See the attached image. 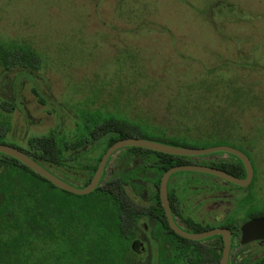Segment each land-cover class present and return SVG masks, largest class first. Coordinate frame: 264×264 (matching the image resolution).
I'll use <instances>...</instances> for the list:
<instances>
[{"label": "rangeland", "instance_id": "374dc122", "mask_svg": "<svg viewBox=\"0 0 264 264\" xmlns=\"http://www.w3.org/2000/svg\"><path fill=\"white\" fill-rule=\"evenodd\" d=\"M14 43L39 54L42 79L36 84L51 96L49 104L61 105L58 112L40 105L32 80L25 79L24 111L0 110L16 140L60 125L71 138L81 111L157 125L173 116L191 136L218 128L232 142L214 141L212 147L236 149L240 143L252 150L245 151L257 170L251 188L264 207V0H0V44ZM233 89L246 103L230 105ZM215 118L220 124L209 122ZM171 179L212 185L186 172ZM184 191L192 196L191 189ZM73 212L76 238L96 241L92 224L87 237L81 234L84 220L74 227L81 212Z\"/></svg>", "mask_w": 264, "mask_h": 264}, {"label": "trees", "instance_id": "16d2710c", "mask_svg": "<svg viewBox=\"0 0 264 264\" xmlns=\"http://www.w3.org/2000/svg\"><path fill=\"white\" fill-rule=\"evenodd\" d=\"M40 67V56L32 47L15 43L11 46L0 44L2 112L10 114L24 111L22 90L25 79L32 80L31 91L40 105H50L55 112L60 110L61 105L60 108L59 104L55 106L54 100L49 104L51 96L40 92L36 84L35 79H42L38 74ZM240 93L239 90L233 89L232 94L236 95V98L229 97L231 106L246 103V100L238 98L241 97ZM25 119L30 125L28 115ZM79 120L81 123L77 124L71 138L65 136L60 125L46 135L29 136L26 133L18 140L9 122L0 120V144L21 150L59 179L76 188H84L91 181L102 156L119 140L141 138L193 149L211 148L214 141L232 142V139L225 137L223 131L218 128L207 134L191 136L188 131L179 129L186 126L183 121L179 122L173 116L157 125L144 119L133 121L118 114H106L101 117L81 111ZM213 120L209 122L220 124L217 118ZM10 133L11 137H8ZM19 141H23L25 146ZM236 145H239L236 149L247 155L252 162L254 184L257 180V170L251 156L245 152L252 150L240 143ZM97 151L98 154L93 157L91 154ZM116 154L136 160L138 170L135 172H147L155 179L156 205H160V179L172 167L196 165L195 160H202L200 165L212 166L236 178L246 175L242 162L237 157L224 153L182 157L127 147ZM211 156L216 159L208 160ZM126 183L125 171L112 177L107 171L94 192L87 196H76L57 189L20 162L0 154V264H125L127 242L123 234L124 221L131 212L128 206L137 205L129 197ZM73 198L84 199L87 203H78ZM242 198L244 204L252 203L250 191ZM74 208L81 212L74 227L81 226V220H84L86 225L81 226V234L82 237H87L86 228L92 224L91 235L94 237L96 233V241L85 242L76 238L72 228ZM262 211L264 215V209ZM66 212L71 218L68 222L65 220Z\"/></svg>", "mask_w": 264, "mask_h": 264}, {"label": "flooded vegetation", "instance_id": "af4514ba", "mask_svg": "<svg viewBox=\"0 0 264 264\" xmlns=\"http://www.w3.org/2000/svg\"><path fill=\"white\" fill-rule=\"evenodd\" d=\"M111 158L107 164L108 175L112 177L125 171L128 192L143 202L128 206L131 212L125 217L123 230L127 242L125 264H264V229L253 230L247 241L243 237L245 224L264 218V207L258 205L253 189L249 190L255 184L254 176L242 188L210 174L186 172L212 181V185L201 184L199 180L173 182L172 175L167 184L170 213L178 230L195 236L186 238L172 227L161 202L154 204L157 188L151 174L135 172L137 161L126 159L122 154ZM214 159L208 157V160ZM194 163L214 168L200 165L202 160ZM244 178L246 175L239 179ZM190 189L189 198L184 190ZM249 191L252 203L244 204L242 196ZM193 199L204 205H191ZM186 202L190 204L188 210Z\"/></svg>", "mask_w": 264, "mask_h": 264}, {"label": "water", "instance_id": "95a60500", "mask_svg": "<svg viewBox=\"0 0 264 264\" xmlns=\"http://www.w3.org/2000/svg\"><path fill=\"white\" fill-rule=\"evenodd\" d=\"M127 147H135L157 153L173 155V156H182V157H200V156L212 155L215 153H224L225 155L235 156L242 162L246 173V178L244 179L236 178L218 169L196 166V165H182V166L172 167L162 175L160 179V187H159L160 202L165 209L166 216L172 227L176 230L178 234L186 238H195V236L189 235L187 233L178 230L173 224V219L170 213L169 202L167 197V184L172 175L181 172H197V173L210 174L228 183H231L233 185L242 188L247 187L252 181L254 176L253 165L249 157L240 150H237L235 148H231L227 146H218V147L203 148V149L180 148V147H174L141 138H127V139L119 140L116 143H114L112 146H110L108 150L105 152V154L102 156L91 181L84 188H76L64 182L63 180L53 175L51 172L47 171L45 168H43L41 165H39L37 162H35L33 159H31L24 152H22L17 148L0 144V154L6 155L20 162L29 170H31L33 173L37 174L41 178L50 182L54 187H56L59 190L71 193L76 196H87L92 192H94L96 188L100 185L101 179L103 177V173L108 171L107 164L109 162V159L111 157H114L118 151ZM255 229H264V218L253 220L244 225L243 237L245 241L250 239L249 237L252 231Z\"/></svg>", "mask_w": 264, "mask_h": 264}]
</instances>
